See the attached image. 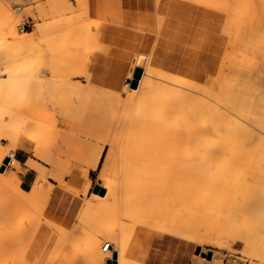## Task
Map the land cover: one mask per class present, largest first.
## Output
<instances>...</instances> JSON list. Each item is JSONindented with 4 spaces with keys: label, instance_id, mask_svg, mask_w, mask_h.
Listing matches in <instances>:
<instances>
[{
    "label": "rangeland",
    "instance_id": "obj_1",
    "mask_svg": "<svg viewBox=\"0 0 264 264\" xmlns=\"http://www.w3.org/2000/svg\"><path fill=\"white\" fill-rule=\"evenodd\" d=\"M161 17L166 31L159 34ZM61 18L65 24L75 23L79 32L91 20L94 24L101 21L100 30L106 27L96 37L87 29L94 32V24L85 28L89 33L85 36L80 35L83 29L78 37L61 30L52 38L60 46H64L61 41H68L66 47L53 44L57 46L56 50L50 47L52 51H48L47 39L29 40L22 34L34 26L54 25ZM12 28L16 40L8 38ZM190 32L198 37L186 39ZM19 39L22 42H16ZM0 43L5 44L1 50L15 55L0 65V79L15 70L34 82L31 90L29 82L10 94L13 98L7 108L17 111L2 122L10 124L28 115L39 123H58L65 138H60L57 148L49 147L36 128L40 133L33 142L27 141V151L12 150L0 131V153L22 157L21 167L31 173L23 179L24 174L16 172L20 165L1 161L0 264H106V259H113V252L108 255L113 247L102 251L103 244L121 236L129 264H191L196 260L264 264V172L257 185V173L264 171V133L258 122L264 108V0H0ZM83 50H93L87 56L91 57L89 65L82 66L87 54ZM196 51L203 54L202 63L211 67L209 82L218 79L217 86L227 88L223 91L224 86H218L225 92L219 99L198 95L216 107L213 111L206 104L217 119L214 116L215 128L203 130L205 146L213 139L233 152L217 150L214 164L240 167L221 183L209 182L203 174L179 164L187 163L185 151L195 152L203 141H198L197 129L192 131L181 121L171 124L179 110L169 115V125L158 123L137 116L138 104L131 96L130 81L140 68L135 66L129 75L135 58L151 55L161 60L160 52L167 53L177 63L161 68L177 78H189L181 59L196 63ZM51 76L64 82L56 113L44 96L43 81ZM66 78L70 84H65ZM156 99L155 95L154 105ZM155 124L168 127L162 134L169 135V149L143 140ZM218 125L243 126L244 132L242 127L233 132ZM259 165L261 169H256ZM12 173L16 175L10 179ZM107 180L117 182V195L95 193ZM39 182L43 185L34 188ZM23 192L26 199L20 198ZM230 205L237 212L229 219ZM117 227L124 231L120 234Z\"/></svg>",
    "mask_w": 264,
    "mask_h": 264
},
{
    "label": "bare ground",
    "instance_id": "obj_2",
    "mask_svg": "<svg viewBox=\"0 0 264 264\" xmlns=\"http://www.w3.org/2000/svg\"><path fill=\"white\" fill-rule=\"evenodd\" d=\"M84 15V14H83ZM74 16V15H73ZM72 17V16H71ZM78 17V14L77 16ZM70 18V16H69ZM62 19V18H61ZM67 19V18H66ZM71 20H73V18H70ZM158 24H157V32L159 34H162V32H165L166 31V28L164 29L163 27V24H162V17L161 18H158ZM77 20V19H76ZM83 20V19H82ZM88 20V19H87ZM74 21V20H73ZM68 22V20L66 21ZM75 22V21H74ZM83 22V21H82ZM88 23V21H86ZM85 22V26H86V23ZM64 19H62L61 21L59 22H56V24L54 23V25H48V26H34L32 28V30L30 31H24L22 32L23 35H25L29 40H32V39H38V38H41V39H47L45 42L47 44L50 43L48 46V51L51 50L52 47H55L54 50H56V46L58 45L57 41L56 42V39H53L52 36L55 35L56 37V34H61V33H58L60 32L61 30L65 31V34H70V36L72 37L73 34H75L76 37H78V32H79V28H77L76 24L71 21L69 23L71 24H68V23H64ZM84 23V22H83ZM94 24V22L91 20V24L88 23V26ZM100 24H101V21L95 23L94 25V32H91L90 30L91 27H88L87 29H90L88 30V32H86L85 28H81V31L82 29L85 30L79 32L80 35L84 34L87 35H94L93 37H96V36H99L100 33L101 35L104 33V30H105V27L106 26H102V29L100 30ZM78 25V24H77ZM79 25H81V23H79ZM4 27V26H3ZM80 27V26H79ZM5 29V28H4ZM13 29V28H12ZM79 29V30H78ZM156 29V28H155ZM7 31V29L5 30ZM84 32V33H83ZM86 33V34H85ZM92 33V34H91ZM77 34V35H76ZM196 32H190L188 33V35H186V39H189L191 36L193 38H197L196 37ZM15 35H16V30L13 29L12 31H10L8 33V38L10 37V40H16L15 39ZM63 35V34H62ZM68 36V37H70ZM74 36V35H73ZM84 36H82L84 38ZM90 36V37H91ZM12 37V38H11ZM60 37V36H58ZM81 37V36H79ZM7 38V39H8ZM53 39L52 41L54 43L51 44L50 42V39ZM63 38V37H62ZM66 39V37H65ZM73 39V38H72ZM75 39V38H74ZM60 40V39H58ZM63 40V39H62ZM69 40V39H68ZM1 41H3L1 39ZM64 41V42H63ZM61 41L62 43H64V46L66 47L65 45V42H68L66 40H63ZM75 41V40H74ZM11 42V41H10ZM16 42H22L21 39H19L18 41ZM91 42V41H90ZM6 43V42H4ZM60 43V42H59ZM89 43V42H88ZM86 43V44H88ZM2 44V43H0ZM45 44V47L47 46ZM55 45L57 44L56 46H52L51 45ZM67 46H68V43H66ZM5 44L3 45H0V65L1 64H5V63H8L10 62L11 60H14V52L13 51H9V50H1V48L4 46ZM7 45V44H6ZM63 45V44H62ZM91 45V43L89 44ZM94 45V44H93ZM91 45V46H93ZM59 47H62L63 49L65 48L64 46H60V44L58 45ZM51 47V48H50ZM82 47V45H81ZM87 47V45L85 46ZM58 48V47H57ZM73 48V47H72ZM77 48V47H76ZM84 48V47H83ZM89 47H87L88 49ZM93 50H94V47H92ZM91 48V49H92ZM97 48V47H96ZM78 49V48H77ZM62 50V49H61ZM75 50V48H74ZM82 50V49H81ZM86 50V49H85ZM93 50H91L93 52ZM52 51V50H51ZM50 51V52H51ZM63 51V50H62ZM78 51V50H77ZM84 51V50H83ZM230 51V50H229ZM227 51V55H228V52ZM72 52V51H71ZM76 52V51H75ZM82 52V51H81ZM86 52V51H84ZM92 52H88V53H91ZM87 53V52H86ZM88 53L85 55V59L82 63V66H85V65H89L90 64V58L91 57H87L88 56ZM160 55H161V60L160 59H155V58H152L151 55H149V58H145L146 56H139L136 60V58L134 59V62L132 64V68L130 69V72H129V75H132V72H133V68L136 66V67H140L141 68V74H140V77L138 78V83H137V86L135 88H131V91H132V98H134V100L137 101V108H136V114L137 116H141V117H144V118H149L151 120H154L158 123H163V124H166V125H169V115L174 113V111L176 112V110H179L180 112L175 114V118H173L174 120H176V122L172 123V125H179L177 124V121H181L179 123L181 124H184L186 125L189 129H191L192 131L197 129V133H196V137L198 139V141H202L200 142V144L198 146H196L198 149L195 151V152H188V151H185V155H186V159H187V163L185 162V164H182L179 162L180 165H187L188 166V169H192V170H195L197 171L198 173L200 174H203L205 176V178L209 181V182H216V183H221L223 181H226V180H230V179H227L228 178V175L230 172H233L234 170L238 171V169L240 168L239 165H228L227 163H223V164H220V165H216L214 164V158L215 156H217L218 154H216V152H218L217 150H221V151H225V148L224 146H220L219 143L215 140H209V145L205 146L207 141H206V133L203 131V130H208L209 128L212 127L215 128L216 125H214V121L216 122V119L217 117L215 116V114H213L210 110V108L212 106H210L209 104H212V102L210 103L209 101H205L203 98H200L201 97V94L206 96V97H212V98H215V97H219L221 96L224 97V95L222 96V90L219 89V85H222V87L224 86L223 84H219L217 86V80H212L211 82L210 81V72H211V67L208 66V65H205L204 63H202V55L199 53V51H196V63H189L187 64V62H185V58H182L181 61L182 63L184 64V66L188 69L189 71V78L185 77V76H180L178 75L179 78H177L176 75L173 76V74H169V71L168 69H165V68H171L173 65H175L177 63V61L172 58L171 56H169V54L167 53H164V52H160ZM229 57V56H228ZM231 57V56H230ZM233 58V57H232ZM230 58V60L232 59ZM239 58V57H238ZM165 59H167L166 62ZM222 59V58H221ZM236 59V58H235ZM229 60V61H230ZM71 61H73V59L71 58ZM199 61V62H197ZM236 63L238 62L235 61ZM240 62V60H239ZM224 63V62H223ZM165 64L167 65L165 68H161V66ZM221 64V63H220ZM242 64V63H241ZM163 65V67L165 66ZM236 65V64H235ZM232 66V65H230ZM249 66V65H248ZM86 69V68H85ZM1 71V69H0ZM84 72V71H83ZM88 72V70H87ZM54 73V72H53ZM79 74V72H77ZM225 73V72H224ZM5 74L7 75V78L4 79V80H1L0 79V131L2 132L3 136L5 139L9 140L11 142V146L10 148L12 150L16 149V148H19V149H26V144H27V141L29 142H33V139L35 137H37V134L40 133H36V131H34V129L38 128L40 129L41 131V134L42 136L41 137H44L45 139V144H47V141L49 139V137L51 135H55V133H58V132H61L62 131V127L61 125H59L58 123H54V124H51L49 123V121L47 120H40L41 122H37L36 119L31 116H23V117H19V118H16L14 119L13 121L10 120V124H4L2 121L4 119V117H6L7 115H13L16 113L17 110L15 109H9L7 108L8 104L7 102L8 101H11L13 97H10V94L13 95L12 93L16 91V89H18V87L22 86L24 87V85H26L27 83H31L29 84L30 85V90L31 86H33L32 83L34 82H31L29 79L30 78H26L27 75H24L26 77H22L21 73H19V71H15V70H11V71H8V72H5ZM85 74V72H84ZM87 75V73H86ZM176 76V77H175ZM64 77V76H63ZM89 77V75H88ZM228 77V76H227ZM231 77V76H230ZM229 77V78H230ZM34 78V77H33ZM59 78V77H58ZM61 78V77H60ZM65 78V77H64ZM68 78V77H67ZM66 78V81H65V84H70L69 82V79L67 80ZM235 78V76H234ZM221 79V78H219ZM223 79V78H222ZM207 81L209 82V84L205 85L202 83V81L204 82ZM235 80V79H234ZM34 81V80H33ZM227 81V80H226ZM44 83V96H45V101L50 105L51 103H53L52 105V108L55 110V113L58 111V100L60 99V96H61V93H59V91L62 89V85L64 84V82L60 79V80H56L55 77H49V78H45V80L43 81ZM218 83L219 80H218ZM231 83V82H229ZM243 83V82H241ZM235 83H233L234 85ZM238 84V83H237ZM236 84V85H237ZM245 84V83H243ZM28 85V84H27ZM28 85V86H29ZM125 86H129L128 83H125L124 84ZM232 85V87H233ZM252 85V84H251ZM230 86V85H229ZM27 87V86H26ZM25 87V88H26ZM228 87V86H227ZM231 87V86H230ZM240 87L242 86H239V89L237 90H240ZM226 87L224 86L223 88V91H227V88L225 89ZM28 89V87H27ZM77 89V88H76ZM225 89V90H224ZM243 89V88H241ZM253 89V88H252ZM245 90V89H244ZM221 91V92H220ZM241 91V90H240ZM229 92V91H228ZM242 92V91H241ZM240 92V93H241ZM251 92V91H250ZM173 93V95H172ZM227 93V92H226ZM231 93V92H230ZM234 93V92H233ZM8 94V96H7ZM77 94V93H76ZM123 94V92H120L118 93V97L121 96ZM228 94V93H227ZM226 94V95H227ZM232 94V93H231ZM248 94V93H247ZM155 95L157 97V105H154L153 101H154V98H155ZM200 97H199V96ZM225 95V96H226ZM242 95V93H241ZM260 95V94H259ZM87 96V95H86ZM113 96V93L112 95ZM198 96V97H197ZM203 96V97H204ZM228 96H231L230 94ZM234 96V95H233ZM239 96V95H237ZM236 96V98H237ZM250 96V95H249ZM217 97V98H218ZM259 97V96H258ZM195 98V99H193ZM220 98V100H221ZM241 98V97H240ZM239 98V99H240ZM248 98V97H247ZM219 99V98H218ZM227 99V98H226ZM231 99V97H230ZM225 100V99H223ZM229 100V98H228ZM241 100V99H240ZM213 101V100H212ZM222 101V100H221ZM226 101V100H225ZM230 101V100H229ZM243 101V100H242ZM258 101V100H256ZM207 102V103H206ZM220 101H218L217 103H219ZM233 102V101H232ZM230 102V103H232ZM246 102V101H245ZM251 102V101H250ZM77 103V102H76ZM223 103V101L221 102ZM220 103V104H221ZM225 103H228L227 101ZM224 103V104H225ZM234 103V102H233ZM237 103V102H236ZM241 103V102H240ZM264 103V101H263ZM261 103V104H263ZM82 104V103H81ZM136 104V103H135ZM208 104L210 106V108L206 105ZM245 104V103H244ZM243 104V105H244ZM259 104V103H258ZM214 105V103H213ZM229 104H225V106H228ZM237 105V104H236ZM247 105V103H246ZM19 106V105H18ZM233 106V104H232ZM215 107V106H214ZM213 108V111H215L216 107ZM219 107V106H218ZM251 107V106H250ZM264 107V105H263ZM18 108V107H17ZM16 108V109H17ZM228 109V107H225ZM229 108H232L230 107L229 105ZM235 108H237L235 106ZM253 109V108H252ZM221 109H219L220 111ZM248 110V109H247ZM262 112H261V118H259V125L261 126V129H262V133H264V108L260 109ZM210 111V113L208 112ZM218 111V110H217ZM222 111V110H221ZM226 111V110H225ZM232 111V110H230ZM234 111V110H233ZM232 111V112H233ZM237 111V109L235 110ZM259 111V110H258ZM19 112V111H18ZM224 112V111H223ZM248 112V111H246ZM77 113V112H76ZM212 113V114H211ZM230 113V112H228ZM226 113V114H228ZM234 113V112H233ZM236 113V112H235ZM251 113V112H248V114ZM255 113V112H254ZM253 113V114H254ZM218 114V112L216 113ZM222 114V113H221ZM252 114V115H253ZM79 116V114H76ZM75 115V116H76ZM205 117H204V116ZM225 115V114H224ZM237 115V114H236ZM250 114V116H252ZM21 116V114H20ZM77 116V117H78ZM210 116V117H209ZM214 116L216 117V119L214 120ZM241 116V115H240ZM246 116V115H245ZM249 116V115H248ZM255 117V115H253ZM212 117V118H211ZM220 117V116H219ZM244 117V116H243ZM259 117V116H258ZM251 119V118H250ZM239 120V119H238ZM253 120V119H252ZM12 121V122H11ZM43 122H45L43 124ZM129 120L127 121L126 120V123L129 127V124L128 123ZM183 122V123H182ZM236 122L237 119H236ZM243 123V122H241ZM245 123H248L247 121ZM250 123V122H249ZM248 123V124H249ZM29 124H32L30 127ZM161 124V125H158V124H155L154 125V129L152 130H149L147 131V134L146 136L143 138L144 141L148 142V143H152V144H157L159 146H164L167 147L169 149V135H166L164 136L162 134V132H166L168 129V127H164V125ZM180 124V125H181ZM251 124V123H250ZM223 127L227 126L226 128L229 129L230 131H239L242 127V130L243 131V126L239 127L238 125L236 126L237 128H234L235 125L231 126V125H222ZM222 126H219L218 127H222ZM252 126V125H251ZM186 127V128H187ZM245 127H247L245 125ZM165 128V129H164ZM224 128V129H226ZM220 130H222L221 128H219ZM217 128V130H219ZM223 129V130H224ZM226 129V130H227ZM248 129V128H246ZM159 131V132H157ZM195 132V131H194ZM244 132V131H243ZM205 133V134H204ZM154 136V137H153ZM214 136V135H213ZM262 136V135H261ZM63 138V140L65 139L64 137L61 136V139ZM152 138H154V140H152ZM215 138V137H213ZM264 138V137H262ZM60 140V139H59ZM262 140V139H261ZM61 142V141H60ZM63 142V141H62ZM43 144H44V140H43ZM58 144H60L58 142ZM154 145V146H155ZM264 145V143H263ZM66 146V145H65ZM195 147V148H196ZM150 148V147H149ZM154 149V148H153ZM222 152V153H223ZM227 151H225L224 153H226ZM5 151L4 153L1 152L0 153V164H1V161L2 159H5V157H8L9 154H13L11 156V158L9 159L8 161V164L7 165H12V164H16V165H20L19 162L15 159L14 157V153L13 152H9L7 153ZM219 153V152H218ZM232 155L233 152H227V154ZM166 155V154H165ZM226 155V154H225ZM163 156V155H162ZM169 157V156H168ZM96 161V159H95ZM95 161L93 164H95ZM168 168V167H167ZM260 168V165L256 167V169H259ZM263 168V167H262ZM261 169V168H260ZM19 170H17L16 172H18ZM23 171V170H22ZM261 172L263 173L264 171H258V175H257V179H258V182H257V185L259 186L261 183H262V178H263V174H261ZM2 174V173H1ZM0 174V175H1ZM262 175L260 178L259 175ZM3 175V174H2ZM15 173H12L9 178H13L15 177ZM235 176V175H234ZM259 176V177H258ZM8 178V179H9ZM104 178V177H103ZM106 179V178H105ZM263 182H264V179H263ZM37 184V183H36ZM40 184V182H39ZM35 185L34 188H40L42 184L40 185ZM257 186V187H258ZM103 189H104V193L105 195H108V193H112L114 195H117V191H118V185H117V182L114 181V180H107V182L105 183V185L103 186ZM261 189V188H259ZM106 191V192H105ZM264 192V191H263ZM262 192V193H263ZM95 193H99L98 191H96ZM119 193V192H118ZM103 195V194H102ZM28 196L25 195V193L23 192L20 196V198L22 199H26ZM101 199V198H100ZM264 199V198H263ZM102 202V201H101ZM224 203V202H223ZM264 204V201L262 202ZM248 204V203H247ZM112 205V204H111ZM109 205V207L111 206ZM115 205V204H114ZM229 205V204H228ZM250 205V204H248ZM259 205V204H258ZM104 206V205H102ZM107 206V204H106ZM252 206V205H251ZM251 206H248V207H251ZM256 206V204H255ZM108 207V208H109ZM119 207V206H118ZM111 208V207H110ZM120 208V207H119ZM247 208V207H246ZM264 210V207L261 208ZM237 210L234 209V206L231 207H228L227 208V217L232 218L233 216V212ZM239 211V209H238ZM262 211V210H261ZM235 213V212H234ZM118 217V216H117ZM119 221V219H118ZM116 223H120V222H116ZM115 224V223H114ZM30 225V224H29ZM33 225V224H32ZM121 225V230L123 227L122 224ZM26 227V226H25ZM115 227V226H114ZM116 228V227H115ZM119 228L120 230V227H117ZM263 230H264V226L262 227ZM30 229V228H29ZM120 230V231H121ZM124 231V230H123ZM119 232L120 234L123 232ZM26 234V233H25ZM121 236V235H120ZM109 244V246L113 249L112 251H108V255L109 257H111L112 255V252H113V259H106L105 260V263L107 261L110 262V264L115 263V264H129V260L127 258V248H126V245L124 243V239L121 237H118L117 238V241H113V242H105L103 244V246L105 244ZM112 245V246H111ZM103 246L101 248V250L103 249ZM108 249V250H111ZM103 251V250H102ZM115 255V256H114Z\"/></svg>",
    "mask_w": 264,
    "mask_h": 264
},
{
    "label": "crops",
    "instance_id": "obj_3",
    "mask_svg": "<svg viewBox=\"0 0 264 264\" xmlns=\"http://www.w3.org/2000/svg\"><path fill=\"white\" fill-rule=\"evenodd\" d=\"M102 26H103V25H102ZM104 26H105V25H104ZM112 83H113V85L116 86V82H115L114 80H112ZM60 133H61V132L55 133V135H51V136L49 137L48 141H47V146L57 148L58 145H59V144H58L59 139H60L61 136H62V135H60ZM20 150L27 151V150H28L27 144H26V149H20ZM14 157H15V153H14ZM99 157H100V155H98V156L96 157L95 164H93L94 166H95V165L97 166V163H98V161H99ZM15 159L19 162V164H20V161L23 160L22 157H18V159L15 157ZM96 166H95V167H96ZM20 168H21V169H20L18 172H20L21 174H24V175H22V178H23V179L28 178V177L30 176L31 173H30V172L26 173V172H27V169L21 167V165H20ZM22 170H23V171H22ZM25 173H26V174H25ZM17 187L20 188V189H22L19 185H17ZM22 190L25 191V192H29V191H26V190H24V189H22ZM191 264H209V263H203V262H201V261L196 260L195 263H191Z\"/></svg>",
    "mask_w": 264,
    "mask_h": 264
},
{
    "label": "water",
    "instance_id": "obj_4",
    "mask_svg": "<svg viewBox=\"0 0 264 264\" xmlns=\"http://www.w3.org/2000/svg\"><path fill=\"white\" fill-rule=\"evenodd\" d=\"M141 74V69L140 68H136L133 74V79L130 81V87L131 88H135L137 86L138 83V78L140 77ZM8 163V159L5 158L4 159V165ZM1 170H3V167L1 168ZM98 191L100 195L104 194V189L100 186L96 187L95 192ZM115 256V255H114ZM208 256H211V253H208ZM106 264H110L109 261L106 262ZM112 264H115L112 262Z\"/></svg>",
    "mask_w": 264,
    "mask_h": 264
},
{
    "label": "built area",
    "instance_id": "obj_5",
    "mask_svg": "<svg viewBox=\"0 0 264 264\" xmlns=\"http://www.w3.org/2000/svg\"><path fill=\"white\" fill-rule=\"evenodd\" d=\"M20 30H24V28L23 27H21L20 28ZM13 154H9V156L8 157H6L7 159H8V161H9V159L11 158V156H12ZM111 247L106 243L104 246H103V251H106V250H108V249H110Z\"/></svg>",
    "mask_w": 264,
    "mask_h": 264
}]
</instances>
